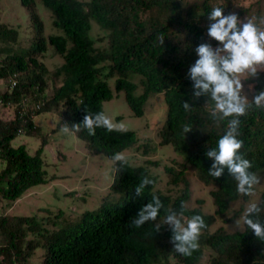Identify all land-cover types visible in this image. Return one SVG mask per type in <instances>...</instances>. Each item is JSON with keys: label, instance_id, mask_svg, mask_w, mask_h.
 Masks as SVG:
<instances>
[{"label": "trees", "instance_id": "trees-1", "mask_svg": "<svg viewBox=\"0 0 264 264\" xmlns=\"http://www.w3.org/2000/svg\"><path fill=\"white\" fill-rule=\"evenodd\" d=\"M19 1L28 11L30 22L40 27L34 0ZM39 1L51 13L52 25L61 31L46 39L62 59L51 72L52 78L60 81L49 96L45 95L47 70L37 59V54L44 51L42 36L34 37L27 49L8 53L0 61V79L7 83L11 73H18L15 85L10 88L7 84L0 93V103L13 108L12 118H0V197L14 201L31 186L48 180L41 157L47 143L45 136H40L39 145L31 154L25 145L13 144L20 133H39V127L28 113L20 114L23 98L29 97L30 102L40 104L36 114L58 111L65 125L90 151L112 159L114 153L136 145L137 139L131 130L109 133L97 129L96 135L90 136L82 125L80 131L71 129L82 122L86 111L92 114L103 111L102 102L113 95L107 84L109 77H114L113 90L123 91L124 100L134 115H142L150 95H162L166 109L157 130V144H170L182 157L178 168L164 166L170 182L182 188L173 197L155 190L156 177L149 172L145 164L148 161L137 165L128 162L125 167L113 161L109 188L120 194L119 201L103 203L96 210H84L70 222H60L62 212L57 211L55 218L46 216V223L53 228L44 227L35 214H0V264H30L29 258L37 247L42 249L38 264H169L170 258L178 264H199L204 249L209 251L207 264H264V241L258 240L243 220L239 231L229 232L222 227L209 231L217 218L226 221L242 217L241 206L232 216H225L232 202L238 199L249 202L255 191L251 196L239 194L237 182L226 169L220 178L209 175L213 161L206 157V151L217 146L227 121L218 122L211 116L214 102L210 98H192V82L187 76L190 66L198 59L195 48L201 43L217 44L201 26L203 19L209 21L212 8L227 7V14L235 12L239 17L248 13V8L231 11L229 4H218V0ZM91 20L105 33L106 47H96L89 36ZM161 37H164L163 44ZM16 39L17 30L0 23V42L12 43ZM253 79L254 97L264 90V72L257 73ZM138 86L140 92L134 95ZM184 101L190 103L189 110L184 109ZM185 126L192 130L185 133ZM239 132L238 139L243 141L241 154L252 163L250 171L260 178L264 175V108L253 105L240 117ZM151 145L144 142L136 148L142 147V153H147ZM188 166L203 185L210 187L212 213L185 205L190 193L185 174ZM144 176L154 183L145 188L142 198L133 201L134 189ZM153 194L164 206L157 221L139 228L132 226L140 208L152 200ZM182 202L184 220L201 215L206 224L199 248L187 257L175 250L169 225L161 224L158 232L155 229L168 210L179 213ZM255 203L264 208V187ZM42 210L49 213L46 208ZM260 219L264 221V212Z\"/></svg>", "mask_w": 264, "mask_h": 264}, {"label": "rangeland", "instance_id": "rangeland-1", "mask_svg": "<svg viewBox=\"0 0 264 264\" xmlns=\"http://www.w3.org/2000/svg\"><path fill=\"white\" fill-rule=\"evenodd\" d=\"M34 2V13L38 17L40 27H36L34 23L30 22L29 13L19 0H0V23L14 27L17 30L15 42H0V61L8 53L27 49L34 37L42 36L44 51L37 54V59L42 61L47 70L45 75L47 85L44 93L49 96L53 87L57 86L60 81V78H52L51 72L62 63V59L53 51L52 46L47 43L46 39L48 35L61 34V31L52 25L53 18L49 10L39 0H34ZM217 3L229 4L231 11H235L240 7L248 8L250 16L244 12L240 17L241 21L252 20L264 30V0H218ZM256 11H259L258 15L255 14ZM257 16H259V19L256 18ZM209 24L208 20L203 19L201 21V26L205 31H207ZM89 36L94 39L96 47H106L105 33L92 20ZM215 47H217V44L213 46V48ZM261 72H264V70H258V73ZM254 77L242 81L244 94L249 100L253 97ZM113 81L114 77L107 78V84L113 95L110 99L102 102L103 112L114 123L123 124L126 130L133 131L137 139L136 145L144 142L152 144L151 151L147 153H142V147L136 148V145L121 152L132 165L143 164L148 161L145 164H147L149 172L156 177L155 190L171 197L177 195L182 186L170 182L164 171V166L178 168L177 163H180L183 159L173 150L170 144H157V130L163 121L166 109L162 95L159 93L150 95L145 101L142 115L137 116L132 113L124 100L123 91L113 90ZM6 86V80L0 79V93L5 90ZM139 92L140 88L138 86L133 94L138 95ZM28 99L29 101L32 100L29 97ZM12 117L13 108L3 106L0 103V118L7 120ZM63 120L58 111L39 113L33 117V123L39 127V133L34 135L19 134L13 139V144L25 145L27 151L31 154L39 145L40 136H45L47 143L43 147L41 157L48 180L45 183L31 186L14 201L0 197V214L23 216L35 214L37 219L43 222L44 227L53 228V226L46 223V216L55 218L57 216H54V214L57 211L62 212L58 219L60 222H70L75 220L84 210H96L103 203L107 204L121 200L120 194L109 188L113 180V159L108 158L101 152L86 149L84 142L70 129L68 132H64L65 123ZM185 174L190 190L189 199L185 205L189 208L198 207L204 213H212L214 206L208 194L210 187L203 185L197 179L191 167L186 168ZM263 187L264 175L262 174L260 183L255 186V193L250 201L244 202L238 199L232 202L225 217L232 216V212L240 206L242 212H245L249 204L256 201ZM42 208L48 209L49 213H46ZM182 221L186 223L183 217ZM236 221H240L239 227H236ZM218 227H222L229 232L239 231L242 228V217L235 216L226 221L217 218L209 226V231H213ZM208 252L207 249L203 250V256L199 264H207ZM41 254L42 249L37 247L29 258V263L38 264ZM169 264L178 263L170 258Z\"/></svg>", "mask_w": 264, "mask_h": 264}, {"label": "clouds", "instance_id": "clouds-1", "mask_svg": "<svg viewBox=\"0 0 264 264\" xmlns=\"http://www.w3.org/2000/svg\"><path fill=\"white\" fill-rule=\"evenodd\" d=\"M223 8L214 7L208 13L211 23L207 35L217 42V47L213 48L210 43L199 44L195 48L198 59L190 66L187 76L192 82V98H210L214 102L211 116L218 122L227 121L226 131L218 139L217 146L206 151V157L213 161L208 169L209 175L220 178L226 169L237 182V192L243 196H251L255 186L260 183V178L250 171L252 163L240 151L243 146V141L238 139L240 117L246 115L253 105L256 108H264V90L259 91L249 103L243 91L242 81L256 76L258 70H264V30L252 20L242 22L235 12L227 14L226 8L225 15ZM163 38L161 37V44ZM17 78L18 73L16 81ZM22 100L26 102L29 110H33L32 117H29L33 120V117L38 115L35 112L40 104L32 103L28 98ZM183 107L189 110L191 105L184 101ZM81 125L90 136H95L97 129H104L109 133L126 130L123 124L114 123L103 111L95 114L86 111L82 122L74 124L71 129L80 131ZM191 130L190 126L184 128L185 133ZM63 131L68 132L69 127L65 125ZM112 159L121 167L128 165V159L122 152L114 153ZM153 183L152 179L144 176L134 189L133 201L142 198L145 188ZM163 207L161 199L153 194L152 200L140 208L132 226L139 228L147 222L157 221ZM183 209L182 202L179 213L168 210L162 223L155 224V229L158 232L161 224L169 225L172 229L170 240L175 250L187 257L199 248V239L206 224L201 215H193L186 223L183 222ZM262 212L264 208L253 202L242 216L244 225L260 241H264V221L260 219ZM239 225L240 221H236V227Z\"/></svg>", "mask_w": 264, "mask_h": 264}, {"label": "built area", "instance_id": "built-area-1", "mask_svg": "<svg viewBox=\"0 0 264 264\" xmlns=\"http://www.w3.org/2000/svg\"><path fill=\"white\" fill-rule=\"evenodd\" d=\"M224 9V8H223ZM224 14H226V10L224 9ZM16 77H17V73L13 72L12 74H10V76L8 77V86L11 88L15 85L16 83ZM20 105L22 106L21 112L20 114H24V113H28L29 117H32L33 115V110H29V108L26 105V102L24 100H22L20 102ZM37 107V106H36Z\"/></svg>", "mask_w": 264, "mask_h": 264}]
</instances>
